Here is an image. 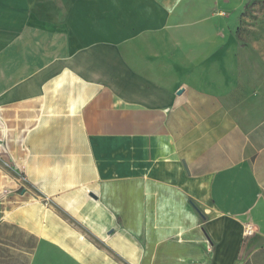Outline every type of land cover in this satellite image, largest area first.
Here are the masks:
<instances>
[{
    "label": "crops",
    "instance_id": "crops-1",
    "mask_svg": "<svg viewBox=\"0 0 264 264\" xmlns=\"http://www.w3.org/2000/svg\"><path fill=\"white\" fill-rule=\"evenodd\" d=\"M173 5L0 0V264H264V44Z\"/></svg>",
    "mask_w": 264,
    "mask_h": 264
},
{
    "label": "rangeland",
    "instance_id": "rangeland-1",
    "mask_svg": "<svg viewBox=\"0 0 264 264\" xmlns=\"http://www.w3.org/2000/svg\"><path fill=\"white\" fill-rule=\"evenodd\" d=\"M180 25L218 26L234 35V58L258 60L264 44V0H173ZM183 11V12H182Z\"/></svg>",
    "mask_w": 264,
    "mask_h": 264
},
{
    "label": "built area",
    "instance_id": "built-area-1",
    "mask_svg": "<svg viewBox=\"0 0 264 264\" xmlns=\"http://www.w3.org/2000/svg\"><path fill=\"white\" fill-rule=\"evenodd\" d=\"M21 179H22L23 181H25V178H24V177H21Z\"/></svg>",
    "mask_w": 264,
    "mask_h": 264
},
{
    "label": "water",
    "instance_id": "water-1",
    "mask_svg": "<svg viewBox=\"0 0 264 264\" xmlns=\"http://www.w3.org/2000/svg\"><path fill=\"white\" fill-rule=\"evenodd\" d=\"M181 91H182V90H181ZM181 91L179 92V94H181V93H182Z\"/></svg>",
    "mask_w": 264,
    "mask_h": 264
}]
</instances>
